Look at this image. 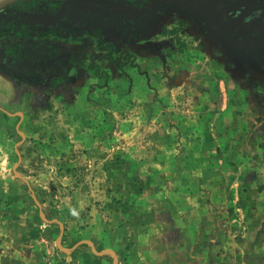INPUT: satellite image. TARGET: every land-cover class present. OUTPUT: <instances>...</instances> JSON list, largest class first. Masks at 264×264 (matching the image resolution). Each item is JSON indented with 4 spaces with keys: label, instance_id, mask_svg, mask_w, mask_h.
Returning a JSON list of instances; mask_svg holds the SVG:
<instances>
[{
    "label": "rangeland",
    "instance_id": "1",
    "mask_svg": "<svg viewBox=\"0 0 264 264\" xmlns=\"http://www.w3.org/2000/svg\"><path fill=\"white\" fill-rule=\"evenodd\" d=\"M15 1L0 31H37L0 37V215L117 264L211 216L200 264H264V0Z\"/></svg>",
    "mask_w": 264,
    "mask_h": 264
},
{
    "label": "crops",
    "instance_id": "2",
    "mask_svg": "<svg viewBox=\"0 0 264 264\" xmlns=\"http://www.w3.org/2000/svg\"><path fill=\"white\" fill-rule=\"evenodd\" d=\"M173 202L176 203L177 200H174ZM173 202H171L170 205H177L173 204ZM178 204H181V201ZM189 204H193V202H189ZM183 205L184 209L190 207V205L187 203H184ZM186 205H188V207ZM184 215H186V213H184ZM210 217L211 216H207L206 218L199 217L193 221H191L189 217H183L182 221L180 222V230L178 229L166 232L160 231L157 232L158 234L149 233V235L156 234V236L148 238V240H153L152 245L154 248L152 249L149 242L148 247L150 249H146L144 252V258L137 257V259L134 258V260L131 258L129 262H132V264H200V253L202 252V254H204L205 251L203 248L199 247L198 243L201 242V239L209 236L210 234H207L205 226L204 233L201 232L200 225L201 223H207V227L209 228L211 225ZM17 218L18 217L16 216L0 215V264H46L41 260L43 259V256L47 258L48 256L51 257L55 255L59 259V262L64 264H70L71 261L76 262V259L78 262L81 258H84V260L87 261L86 264H108V262L105 260L106 258H104L107 256V254L95 255L87 245L86 247L90 249V253L84 252L79 246L73 252H71V254H65L61 252L58 250L57 246L56 249H53L50 242H48L49 239H46L47 237L43 238L44 236L42 235L43 232L45 233V231H47L45 234H51V226L45 227L44 230L42 228L41 232V226L39 225L38 220L35 219L34 223L33 221H22V218L21 221H19ZM31 218L34 220L33 216ZM159 219L162 221L163 216L160 215ZM40 220L42 219L40 218ZM42 222L44 223L43 220ZM187 223H189V226L186 228ZM13 224L17 227L20 226L19 230H15L12 227ZM9 226H11V228ZM23 227H25L26 230L22 232L21 228ZM62 238L63 234L61 236V244ZM156 238L160 240L162 245L164 243L165 245H163V247H156ZM23 242L27 244H24ZM23 245L26 247V249L23 248ZM176 248L178 249L176 250ZM63 255L66 258H64ZM45 257L44 260L46 259ZM48 259L49 257L47 260ZM111 260V263L114 264V259L112 258Z\"/></svg>",
    "mask_w": 264,
    "mask_h": 264
},
{
    "label": "water",
    "instance_id": "3",
    "mask_svg": "<svg viewBox=\"0 0 264 264\" xmlns=\"http://www.w3.org/2000/svg\"><path fill=\"white\" fill-rule=\"evenodd\" d=\"M37 205H38V204H37ZM38 206H39V205H38ZM40 217H41V219H42L44 222L49 223V224H51V223H55V224H57V225L60 227V236H59V238L56 240V246H57L58 250H60L61 252L65 253V254H71V252H73V251H74L79 245L86 244L87 246H89V248L91 249V251L93 252V254H95V255L109 254V255H111L112 258L114 259V264H117V259H116L115 253H114L113 251H110V250H109V251H105V252H98L97 250H95L93 243L88 242V241L80 242V243L76 244L74 247H72V248H70V249H64V248L62 247V244H61V236H62V233H63V227H62L59 223H57V222H50V221H48V220L43 216L42 213H40Z\"/></svg>",
    "mask_w": 264,
    "mask_h": 264
},
{
    "label": "trees",
    "instance_id": "4",
    "mask_svg": "<svg viewBox=\"0 0 264 264\" xmlns=\"http://www.w3.org/2000/svg\"><path fill=\"white\" fill-rule=\"evenodd\" d=\"M31 15H33V14H31ZM34 16V15H33ZM261 17L260 16H249L248 17V20H246V23H247V25H249V26H253V27H257L258 25H259V23H260V21H261V19H260ZM25 26H22V28H24ZM24 30L26 31V32H21L19 35H20V37L21 38H23L24 40H27V39H29L32 35H33V32H31V31H29V30H26L25 28H24ZM171 35H173V37H174V41H175V43L177 44V45H180L181 43H180V38L177 36V30H173V31H171V32H169ZM7 34H0V36H6ZM21 47V46H20ZM13 51V48H9V47H6L5 48V52L6 53H9V54H11V52ZM14 52V51H13ZM13 56V55H12ZM24 57V56H23ZM25 59V58H24ZM58 82H60V80H55V83H58Z\"/></svg>",
    "mask_w": 264,
    "mask_h": 264
},
{
    "label": "flooded vegetation",
    "instance_id": "5",
    "mask_svg": "<svg viewBox=\"0 0 264 264\" xmlns=\"http://www.w3.org/2000/svg\"><path fill=\"white\" fill-rule=\"evenodd\" d=\"M24 1L28 2L29 0H24ZM24 1L23 0H16L15 1L16 4H14V5L24 4L25 3ZM17 8L11 9V12H16ZM17 13H20L19 16H22V19H24L26 21H28V20H36V19L40 18V16L35 17V16L31 15L30 13H28L27 11H24L23 9L18 10ZM51 21H54V19L51 18ZM35 31H37V30L33 29V32H35ZM0 34H7L6 36H0L1 38H20L21 40H24L23 38L20 37L19 33H13L12 30L0 31Z\"/></svg>",
    "mask_w": 264,
    "mask_h": 264
}]
</instances>
